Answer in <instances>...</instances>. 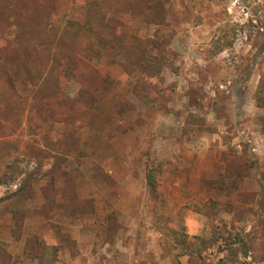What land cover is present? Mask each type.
Listing matches in <instances>:
<instances>
[{
    "label": "rangeland",
    "instance_id": "rangeland-1",
    "mask_svg": "<svg viewBox=\"0 0 264 264\" xmlns=\"http://www.w3.org/2000/svg\"><path fill=\"white\" fill-rule=\"evenodd\" d=\"M166 1L165 23L136 24L139 36L163 41L174 62L161 74L166 96L152 92L144 100L131 92L139 74L127 75L113 61L101 9L72 6L70 17L89 21L102 38V52L86 55V71L107 78L97 121L78 131L68 156L76 187H52L49 164L38 169L32 159L21 164L34 172L31 187L14 195L20 179L0 184V264H220L228 255L226 232L248 243L235 264H264V107L257 105L264 0ZM226 24L233 43L214 53L211 40ZM14 77L27 84L19 66ZM78 87L71 80L67 92ZM69 127L57 122L55 138ZM150 162L160 164L159 191L172 205V225L217 236L202 257L161 241L145 184ZM211 200L217 218L196 210Z\"/></svg>",
    "mask_w": 264,
    "mask_h": 264
},
{
    "label": "trees",
    "instance_id": "trees-1",
    "mask_svg": "<svg viewBox=\"0 0 264 264\" xmlns=\"http://www.w3.org/2000/svg\"><path fill=\"white\" fill-rule=\"evenodd\" d=\"M73 5L103 12L102 23L109 36L105 42L114 51L113 61L127 75L139 74L131 86L132 94L142 100L152 92L157 99L166 96L160 80L163 68L174 63L173 53L166 51L163 41L136 32L137 23H165L169 8L166 0H0V184L20 179L14 195L36 181L33 171L21 168L26 159L36 160L38 169L49 164L45 175L52 187H76L79 175H71L68 156L78 147V131L97 121L96 105L107 78L95 68L86 71V55L102 52L97 46L102 38L89 21L70 17ZM232 29L226 24L211 40L214 53L232 45ZM18 66L27 79L22 87L14 79ZM71 80L79 84L75 95L67 92ZM257 93V105L264 107V78L258 82ZM57 122L70 127L55 138ZM159 176L160 164L148 163L145 184L153 225L161 241L181 254L202 257L217 236L206 239L189 235L184 227L172 225V205L159 191ZM196 210L217 218L214 200ZM225 245L228 255L220 264H235L239 254L248 253V243L239 233L226 232Z\"/></svg>",
    "mask_w": 264,
    "mask_h": 264
}]
</instances>
